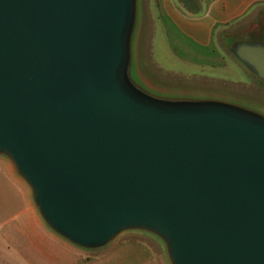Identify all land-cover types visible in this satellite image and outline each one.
Here are the masks:
<instances>
[{
    "label": "water",
    "instance_id": "95a60500",
    "mask_svg": "<svg viewBox=\"0 0 264 264\" xmlns=\"http://www.w3.org/2000/svg\"><path fill=\"white\" fill-rule=\"evenodd\" d=\"M138 4L0 0V156L84 250L139 231L171 264H264V112L147 96ZM228 44L264 82V41Z\"/></svg>",
    "mask_w": 264,
    "mask_h": 264
},
{
    "label": "crops",
    "instance_id": "0c3cea01",
    "mask_svg": "<svg viewBox=\"0 0 264 264\" xmlns=\"http://www.w3.org/2000/svg\"><path fill=\"white\" fill-rule=\"evenodd\" d=\"M149 9L151 59L157 69L223 84L234 98L264 112V82L225 46L228 40L264 41V0H213L201 15L184 11L177 0H152ZM155 38L184 70L154 60ZM249 86L262 97H251ZM120 241L84 250L59 236L39 213L30 186L13 163L0 156V264H99L96 255H106L108 264H123L127 258L132 262L128 264H161L153 254L124 259Z\"/></svg>",
    "mask_w": 264,
    "mask_h": 264
},
{
    "label": "rangeland",
    "instance_id": "374dc122",
    "mask_svg": "<svg viewBox=\"0 0 264 264\" xmlns=\"http://www.w3.org/2000/svg\"><path fill=\"white\" fill-rule=\"evenodd\" d=\"M151 3L152 0H139L138 25L134 34L132 45V74L136 79L137 84H140L141 87L143 86V88L145 87L146 90H148L146 91L148 93L145 92L146 95L152 98L154 97L152 96L154 94L159 95L161 98H181L182 96L195 99L210 98L212 100L220 98L222 100L225 99V101L248 106V104H245L234 98V95L232 93L233 91L230 90L229 87L223 86V84L213 81H207V79H201L200 77L181 76L172 73L168 74L165 71H161L156 68L151 59L150 49L152 15L149 7L151 6ZM224 39L227 38L224 37ZM162 42L163 41L159 38H155V49L153 56L154 60H156L158 63H161L165 67L184 70L185 68L180 65V63L174 61L167 54L165 46L163 44L164 42ZM227 45L229 44L226 42V50H228ZM251 88L252 87L249 86V89ZM261 88L263 89V87ZM255 89L256 88L253 87L251 91L248 90L249 95L251 97L255 95V97H257L256 99H259L258 97H262V94L259 92V90H257L258 93L254 91ZM119 240H121V246L119 249L123 248L125 251L122 254L124 259L126 257H131L130 255L133 254L139 255L140 258L144 257V259H146L149 254H153V257L161 261V264H171L167 255L165 244L159 238L152 234L139 231H131L122 234L114 242H119ZM148 250H150V253L148 252ZM106 257V255H96L95 259L100 262L99 264H108V260L106 259ZM127 260L128 258L126 259V262L124 261L125 263L123 264L132 263L129 260L127 262Z\"/></svg>",
    "mask_w": 264,
    "mask_h": 264
},
{
    "label": "trees",
    "instance_id": "16d2710c",
    "mask_svg": "<svg viewBox=\"0 0 264 264\" xmlns=\"http://www.w3.org/2000/svg\"><path fill=\"white\" fill-rule=\"evenodd\" d=\"M184 11L192 14V15H201L207 9L208 4L213 0H209L208 2H203L201 0H177Z\"/></svg>",
    "mask_w": 264,
    "mask_h": 264
}]
</instances>
